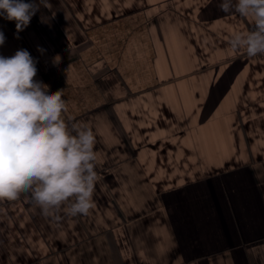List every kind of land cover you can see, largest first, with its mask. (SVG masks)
Listing matches in <instances>:
<instances>
[{"label":"crops","instance_id":"crops-1","mask_svg":"<svg viewBox=\"0 0 264 264\" xmlns=\"http://www.w3.org/2000/svg\"><path fill=\"white\" fill-rule=\"evenodd\" d=\"M47 3L19 38L0 17V55L28 50L69 127L92 129L94 207L55 222L0 201V264H264V57L228 46L252 19L221 0Z\"/></svg>","mask_w":264,"mask_h":264},{"label":"clouds","instance_id":"clouds-1","mask_svg":"<svg viewBox=\"0 0 264 264\" xmlns=\"http://www.w3.org/2000/svg\"><path fill=\"white\" fill-rule=\"evenodd\" d=\"M41 4L51 6L47 0H0V17L15 21L19 38ZM218 7L253 22L230 37V49L249 58L264 55V0H221ZM5 39L0 31V46ZM36 65L26 49L0 55V201L23 195L43 217L59 222L62 215H87L94 207L95 136L85 125L69 127L63 90L52 93L36 80Z\"/></svg>","mask_w":264,"mask_h":264},{"label":"built area","instance_id":"built-area-1","mask_svg":"<svg viewBox=\"0 0 264 264\" xmlns=\"http://www.w3.org/2000/svg\"><path fill=\"white\" fill-rule=\"evenodd\" d=\"M264 57V55H262Z\"/></svg>","mask_w":264,"mask_h":264}]
</instances>
